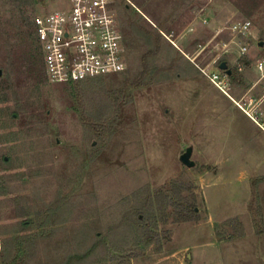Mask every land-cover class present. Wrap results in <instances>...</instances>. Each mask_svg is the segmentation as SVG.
<instances>
[{
	"label": "rangeland",
	"instance_id": "374dc122",
	"mask_svg": "<svg viewBox=\"0 0 264 264\" xmlns=\"http://www.w3.org/2000/svg\"><path fill=\"white\" fill-rule=\"evenodd\" d=\"M68 3L35 0L29 28L0 0V264H264V132L235 104L264 94V0H118L125 70L51 83L34 20Z\"/></svg>",
	"mask_w": 264,
	"mask_h": 264
},
{
	"label": "built area",
	"instance_id": "2783aa9c",
	"mask_svg": "<svg viewBox=\"0 0 264 264\" xmlns=\"http://www.w3.org/2000/svg\"><path fill=\"white\" fill-rule=\"evenodd\" d=\"M117 2L69 0L68 5L59 10L36 16V34L44 50L51 83L84 82L125 70L124 36L115 8ZM201 22L205 26L209 23L208 18H203ZM251 28L250 22H241L234 24L231 32L241 38L248 36ZM247 51L246 46H241L239 59L246 56ZM239 70H242L240 65ZM254 70L259 82L264 81V58L255 62ZM224 79L220 80L219 75L211 78L216 87L232 99L229 94L231 85ZM235 104L264 132V94L261 97L248 95L243 101H235Z\"/></svg>",
	"mask_w": 264,
	"mask_h": 264
},
{
	"label": "trees",
	"instance_id": "16d2710c",
	"mask_svg": "<svg viewBox=\"0 0 264 264\" xmlns=\"http://www.w3.org/2000/svg\"><path fill=\"white\" fill-rule=\"evenodd\" d=\"M12 3H13L14 8L19 10V12L22 14V20L27 24V26L29 28H33V20L31 21L29 17L25 16L24 11L26 8H33L35 6V0H12ZM33 35H35L34 30L33 32H30L29 37H32ZM249 64H250L249 61L245 62L246 66H248ZM145 67H146V70L142 72L141 79H143L147 75V69H148L147 64H145ZM237 70H238L237 68H234L231 70L232 74L230 76V79L233 83L243 85L246 83V79L243 77V75L237 74ZM3 161L5 162V159H3ZM163 200L165 202L161 205V215L166 216V217L174 216L177 219V222L191 221L193 220V217L197 213L195 206L189 203L186 198H181L180 201H177V202L174 199L173 200L169 199L170 201H167L168 199L163 198ZM141 215H143V213H141ZM164 221L166 222L167 220H164ZM23 224L26 225V231L29 229H32L33 227L32 226L33 222H29V226L27 225V223H23ZM19 236L20 235L14 236L12 238V241L11 239L8 240L9 243L12 242V245L16 247L15 249H17V246H20L21 236L20 237ZM147 239L151 241L152 237L148 235ZM88 254H90V252ZM88 254L84 255L83 258L87 257Z\"/></svg>",
	"mask_w": 264,
	"mask_h": 264
},
{
	"label": "water",
	"instance_id": "95a60500",
	"mask_svg": "<svg viewBox=\"0 0 264 264\" xmlns=\"http://www.w3.org/2000/svg\"><path fill=\"white\" fill-rule=\"evenodd\" d=\"M220 70L225 72L228 76H231V74H232V71H231V69H229L228 64L226 62H222L220 64ZM0 74H1V72H0ZM192 154H193V150H192V148H189L181 156L182 163L185 164L188 167H194L195 166V162H193L191 160Z\"/></svg>",
	"mask_w": 264,
	"mask_h": 264
},
{
	"label": "crops",
	"instance_id": "0c3cea01",
	"mask_svg": "<svg viewBox=\"0 0 264 264\" xmlns=\"http://www.w3.org/2000/svg\"><path fill=\"white\" fill-rule=\"evenodd\" d=\"M203 25V24H202ZM261 176H264V175H261Z\"/></svg>",
	"mask_w": 264,
	"mask_h": 264
}]
</instances>
